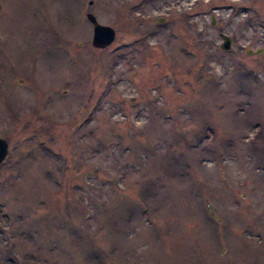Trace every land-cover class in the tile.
<instances>
[{
	"label": "rangeland",
	"instance_id": "374dc122",
	"mask_svg": "<svg viewBox=\"0 0 264 264\" xmlns=\"http://www.w3.org/2000/svg\"><path fill=\"white\" fill-rule=\"evenodd\" d=\"M0 2V264H264V0Z\"/></svg>",
	"mask_w": 264,
	"mask_h": 264
},
{
	"label": "water",
	"instance_id": "95a60500",
	"mask_svg": "<svg viewBox=\"0 0 264 264\" xmlns=\"http://www.w3.org/2000/svg\"><path fill=\"white\" fill-rule=\"evenodd\" d=\"M3 6L0 2V14L2 12ZM88 20L93 25V38L92 44L97 48H105L106 46L112 44L115 39L116 31L110 25L102 24L98 21L96 15L92 12L86 14ZM214 23V22H213ZM220 37L223 39L221 48L224 50H230L232 48V37L226 33H220ZM264 48H259L257 50L248 49L247 54H261L263 53ZM9 152V143L8 140L4 137H0V165L5 161ZM209 209L213 213V208L210 203H208Z\"/></svg>",
	"mask_w": 264,
	"mask_h": 264
},
{
	"label": "flooded vegetation",
	"instance_id": "af4514ba",
	"mask_svg": "<svg viewBox=\"0 0 264 264\" xmlns=\"http://www.w3.org/2000/svg\"><path fill=\"white\" fill-rule=\"evenodd\" d=\"M262 14L263 13H261V11L258 13V17H259L258 21L259 23H261V26L264 27V16Z\"/></svg>",
	"mask_w": 264,
	"mask_h": 264
}]
</instances>
